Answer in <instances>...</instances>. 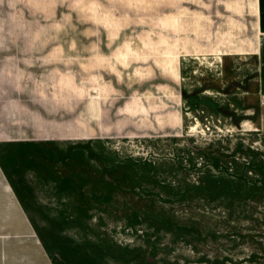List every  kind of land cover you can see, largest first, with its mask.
<instances>
[{"label": "rangeland", "instance_id": "rangeland-1", "mask_svg": "<svg viewBox=\"0 0 264 264\" xmlns=\"http://www.w3.org/2000/svg\"><path fill=\"white\" fill-rule=\"evenodd\" d=\"M212 1L0 0L59 264H264L255 36Z\"/></svg>", "mask_w": 264, "mask_h": 264}, {"label": "crops", "instance_id": "crops-1", "mask_svg": "<svg viewBox=\"0 0 264 264\" xmlns=\"http://www.w3.org/2000/svg\"><path fill=\"white\" fill-rule=\"evenodd\" d=\"M201 3L208 5L209 0ZM218 3L221 6L218 12L202 10L201 15L208 16L201 19L212 20L210 14L222 15L215 18L242 22L241 27L250 28L254 33V40L245 43L238 52L253 54L257 75L251 87L257 102L258 94H264V0H218ZM13 61L16 67V60ZM11 64V47L0 45V264H59L46 235L51 227L43 220L42 209L37 204L41 202L44 212L52 213L51 196L35 180V196H30L27 181L20 183V175L9 171L11 150L25 145L27 133L25 88L20 70L14 67L12 76Z\"/></svg>", "mask_w": 264, "mask_h": 264}, {"label": "built area", "instance_id": "built-area-1", "mask_svg": "<svg viewBox=\"0 0 264 264\" xmlns=\"http://www.w3.org/2000/svg\"><path fill=\"white\" fill-rule=\"evenodd\" d=\"M257 104L259 106V109L261 111V118H260V121H261V124L264 126V94H258L257 96Z\"/></svg>", "mask_w": 264, "mask_h": 264}]
</instances>
